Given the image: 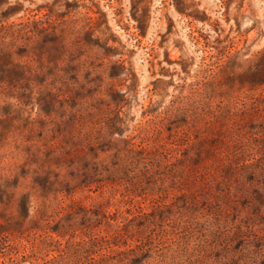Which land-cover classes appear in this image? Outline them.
<instances>
[{
  "label": "rangeland",
  "instance_id": "374dc122",
  "mask_svg": "<svg viewBox=\"0 0 264 264\" xmlns=\"http://www.w3.org/2000/svg\"><path fill=\"white\" fill-rule=\"evenodd\" d=\"M0 264H264V0H0Z\"/></svg>",
  "mask_w": 264,
  "mask_h": 264
},
{
  "label": "trees",
  "instance_id": "16d2710c",
  "mask_svg": "<svg viewBox=\"0 0 264 264\" xmlns=\"http://www.w3.org/2000/svg\"><path fill=\"white\" fill-rule=\"evenodd\" d=\"M1 52H4L5 53V51H3V50H1ZM19 72V71H18Z\"/></svg>",
  "mask_w": 264,
  "mask_h": 264
}]
</instances>
